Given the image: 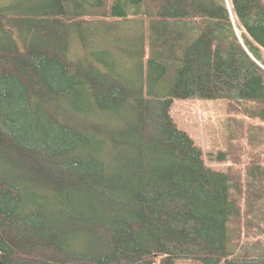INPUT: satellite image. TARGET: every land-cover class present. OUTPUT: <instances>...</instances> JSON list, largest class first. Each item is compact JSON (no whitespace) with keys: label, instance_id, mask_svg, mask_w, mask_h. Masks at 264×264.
<instances>
[{"label":"trees","instance_id":"1","mask_svg":"<svg viewBox=\"0 0 264 264\" xmlns=\"http://www.w3.org/2000/svg\"><path fill=\"white\" fill-rule=\"evenodd\" d=\"M174 100L230 103L225 172ZM193 260L264 264V0L0 8V264Z\"/></svg>","mask_w":264,"mask_h":264},{"label":"rangeland","instance_id":"2","mask_svg":"<svg viewBox=\"0 0 264 264\" xmlns=\"http://www.w3.org/2000/svg\"><path fill=\"white\" fill-rule=\"evenodd\" d=\"M16 0H0V8ZM230 103L225 100H174L169 114L176 127L186 133L202 151L204 165L216 172H225L231 164L225 155L233 145H241L238 138L231 139L229 130ZM242 130V115H232ZM237 147H240L237 145ZM178 264H202L200 261H180Z\"/></svg>","mask_w":264,"mask_h":264},{"label":"bare ground","instance_id":"3","mask_svg":"<svg viewBox=\"0 0 264 264\" xmlns=\"http://www.w3.org/2000/svg\"><path fill=\"white\" fill-rule=\"evenodd\" d=\"M17 1H19V0H16V2H17ZM14 3H15V2H14ZM14 3H13V4H14Z\"/></svg>","mask_w":264,"mask_h":264}]
</instances>
